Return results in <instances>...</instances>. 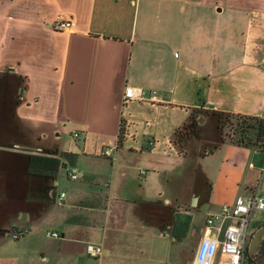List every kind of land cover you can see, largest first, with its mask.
I'll use <instances>...</instances> for the list:
<instances>
[{"label": "crops", "instance_id": "crops-1", "mask_svg": "<svg viewBox=\"0 0 264 264\" xmlns=\"http://www.w3.org/2000/svg\"><path fill=\"white\" fill-rule=\"evenodd\" d=\"M4 85L0 264H202L208 213L264 192V150L213 118L264 116V0H0Z\"/></svg>", "mask_w": 264, "mask_h": 264}, {"label": "built area", "instance_id": "built-area-1", "mask_svg": "<svg viewBox=\"0 0 264 264\" xmlns=\"http://www.w3.org/2000/svg\"><path fill=\"white\" fill-rule=\"evenodd\" d=\"M73 26L72 18L58 15L55 27L70 29ZM157 92L156 89H147L136 85H126L124 101L128 99H147ZM78 136L79 131H74ZM113 148L108 146L103 153L112 156ZM145 170H142L144 172ZM72 178L78 177L77 168L70 171ZM65 191L55 194L61 202ZM264 210V192L261 182H258L248 194H239L233 203H224L221 208L209 212L206 217V235L197 248V257L202 264H254L248 253V237L251 231L255 213ZM211 231V233H207ZM47 234L60 236V232L48 230ZM17 236V233L14 234ZM88 250L97 255L101 247L89 244Z\"/></svg>", "mask_w": 264, "mask_h": 264}, {"label": "trees", "instance_id": "trees-1", "mask_svg": "<svg viewBox=\"0 0 264 264\" xmlns=\"http://www.w3.org/2000/svg\"><path fill=\"white\" fill-rule=\"evenodd\" d=\"M196 111L197 109L194 108L192 116H195ZM217 113L226 114L224 123H228L231 127V131H227L231 141L252 144L264 150V116L234 111H214V114ZM252 120H256V122L253 123ZM253 131L255 132V138L250 136ZM221 136L223 137V135ZM190 220L191 216L188 213H181L179 216L180 225H183L185 229L189 226Z\"/></svg>", "mask_w": 264, "mask_h": 264}, {"label": "rangeland", "instance_id": "rangeland-1", "mask_svg": "<svg viewBox=\"0 0 264 264\" xmlns=\"http://www.w3.org/2000/svg\"><path fill=\"white\" fill-rule=\"evenodd\" d=\"M243 79V78H242ZM238 83H244V81H240ZM5 88L0 89V99L1 98H5V101H8V99L10 98L11 95V89L10 88H6V86L4 85ZM213 118L216 121V125L218 126V135H223V138L225 139H229L230 137L229 135H227V131H231V127L228 123H224V120L226 118V114L224 113H217V114H213ZM6 122V121H4ZM252 122H256V120H252ZM258 123V122H257ZM203 129L206 130L207 132H213V121L212 120H207L204 124H203ZM222 133V134H221ZM250 136H252L253 138H255V132H251ZM66 138L68 139H72V140H76V138L71 135V134H66ZM255 146V145H254ZM262 211L255 213V216L252 220V224L256 225L259 222L262 221ZM185 251L190 255L192 253L191 251V247L186 244L184 246Z\"/></svg>", "mask_w": 264, "mask_h": 264}, {"label": "flooded vegetation", "instance_id": "flooded-vegetation-1", "mask_svg": "<svg viewBox=\"0 0 264 264\" xmlns=\"http://www.w3.org/2000/svg\"><path fill=\"white\" fill-rule=\"evenodd\" d=\"M262 224H264V218L258 224H252L248 237V253L254 264H264V235L259 241L254 242L255 233Z\"/></svg>", "mask_w": 264, "mask_h": 264}, {"label": "water", "instance_id": "water-1", "mask_svg": "<svg viewBox=\"0 0 264 264\" xmlns=\"http://www.w3.org/2000/svg\"><path fill=\"white\" fill-rule=\"evenodd\" d=\"M264 235V224H262L256 231L254 242H257L261 239V237Z\"/></svg>", "mask_w": 264, "mask_h": 264}]
</instances>
